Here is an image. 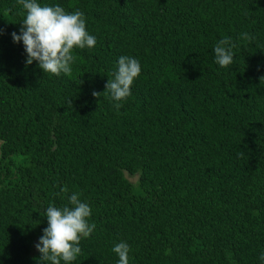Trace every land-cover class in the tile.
Wrapping results in <instances>:
<instances>
[{
  "label": "trees",
  "instance_id": "trees-1",
  "mask_svg": "<svg viewBox=\"0 0 264 264\" xmlns=\"http://www.w3.org/2000/svg\"><path fill=\"white\" fill-rule=\"evenodd\" d=\"M37 2L82 11L97 43L71 76L26 66V10L0 0V264H37L73 192L96 228L71 264H117L121 241L130 264H264V0ZM122 55L142 71L117 110L102 92Z\"/></svg>",
  "mask_w": 264,
  "mask_h": 264
},
{
  "label": "clouds",
  "instance_id": "clouds-1",
  "mask_svg": "<svg viewBox=\"0 0 264 264\" xmlns=\"http://www.w3.org/2000/svg\"><path fill=\"white\" fill-rule=\"evenodd\" d=\"M18 3L26 10V16L22 21L19 34L11 33L13 41H23L27 54L26 66L33 61H38V66L44 73L59 76L64 73L72 75V65L77 56L73 54L75 48H93L97 39L86 30V18L82 11L67 12L59 4L41 6L37 0H18ZM0 29V34H3ZM242 37L251 40L248 33ZM236 44L224 37L214 46L215 62L223 68L233 64ZM142 71L140 61L128 55H122L118 60V70L109 78L105 91L110 93L115 101L117 110L122 106L132 93L131 87ZM264 82V76L260 77ZM101 92L93 91V96L100 98ZM99 101V99H98ZM61 191L68 193L67 186ZM80 193L73 192L68 196V204L57 207L50 204L45 212L48 226L43 229V235L35 247L41 254L36 258L37 264H71L81 254L80 242L88 238L94 229L95 223H89L92 215L91 207L87 202H82ZM112 251L119 257L117 264H130V245L121 241L116 243ZM259 259L264 262V252Z\"/></svg>",
  "mask_w": 264,
  "mask_h": 264
},
{
  "label": "rangeland",
  "instance_id": "rangeland-1",
  "mask_svg": "<svg viewBox=\"0 0 264 264\" xmlns=\"http://www.w3.org/2000/svg\"><path fill=\"white\" fill-rule=\"evenodd\" d=\"M126 176L131 180V181H136L138 175L137 174H133L130 175L129 173L125 172Z\"/></svg>",
  "mask_w": 264,
  "mask_h": 264
}]
</instances>
